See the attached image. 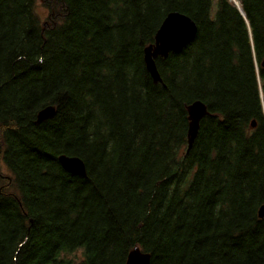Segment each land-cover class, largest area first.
Listing matches in <instances>:
<instances>
[{"label":"trees","instance_id":"obj_1","mask_svg":"<svg viewBox=\"0 0 264 264\" xmlns=\"http://www.w3.org/2000/svg\"><path fill=\"white\" fill-rule=\"evenodd\" d=\"M236 1L0 0V264H125L135 247L264 264V0ZM171 11L197 33L154 83L144 48Z\"/></svg>","mask_w":264,"mask_h":264},{"label":"water","instance_id":"obj_2","mask_svg":"<svg viewBox=\"0 0 264 264\" xmlns=\"http://www.w3.org/2000/svg\"><path fill=\"white\" fill-rule=\"evenodd\" d=\"M239 11H242L236 1L233 2ZM243 14V13H242ZM197 33L196 22L186 14L178 11H171L161 21L155 33L153 44L144 48V63L154 83L162 82V78L157 69L155 58H166L170 52H178L190 43ZM264 67V59L261 62ZM188 117L187 127V150L190 149L196 138L201 119L208 114L206 104L201 100H195L186 107ZM55 113L53 106H45L36 114V122H42ZM256 121H251V127L255 128ZM62 168L72 174L85 176L86 167L84 161L78 156L60 154L57 157ZM258 216L264 217V205L258 210ZM150 254L143 252L140 248L131 249L126 257L125 264H151Z\"/></svg>","mask_w":264,"mask_h":264},{"label":"rangeland","instance_id":"obj_3","mask_svg":"<svg viewBox=\"0 0 264 264\" xmlns=\"http://www.w3.org/2000/svg\"><path fill=\"white\" fill-rule=\"evenodd\" d=\"M214 2L216 0H213ZM36 12L40 15V17L43 19L46 15L45 10L40 7L39 5L36 7ZM82 254L81 250L77 249L73 252H70L64 256V260L68 262L69 264H79L81 260Z\"/></svg>","mask_w":264,"mask_h":264},{"label":"bare ground","instance_id":"obj_4","mask_svg":"<svg viewBox=\"0 0 264 264\" xmlns=\"http://www.w3.org/2000/svg\"><path fill=\"white\" fill-rule=\"evenodd\" d=\"M232 2H234V0H232ZM234 4V3H233ZM240 12H242V11H240Z\"/></svg>","mask_w":264,"mask_h":264}]
</instances>
